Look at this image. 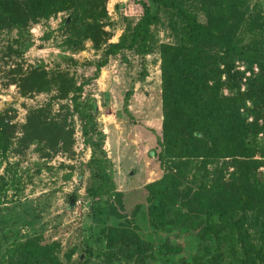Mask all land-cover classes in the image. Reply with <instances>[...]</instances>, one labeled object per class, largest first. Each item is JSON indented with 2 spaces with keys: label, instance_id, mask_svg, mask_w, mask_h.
Instances as JSON below:
<instances>
[{
  "label": "rangeland",
  "instance_id": "rangeland-1",
  "mask_svg": "<svg viewBox=\"0 0 264 264\" xmlns=\"http://www.w3.org/2000/svg\"><path fill=\"white\" fill-rule=\"evenodd\" d=\"M141 1L161 21L150 28L154 41L150 53L141 56L121 51L96 70L104 47L115 43L126 25L140 17L137 2ZM256 3L264 17V0H249L250 5ZM104 9L103 44L98 50L88 40H81L80 49L67 43L72 37L66 30L67 12L39 19L21 30L0 25V122L5 125L0 127V264L19 256L20 246L36 236L41 246L55 245L58 264H180L199 256L201 244L210 246V254L214 252L212 243L197 239L192 220L179 217L180 201L192 187L190 176L178 186L174 198L168 199L170 223L157 229L149 224L150 203L144 186L163 174L155 158L161 123L157 47L173 42L166 17L151 0H104ZM197 18L204 22L201 13ZM234 66L243 70L241 63ZM34 70L48 75L67 73L81 87L79 101H94L87 137L69 95L57 99L52 86L43 92L21 88L19 80ZM222 94L227 95L226 90ZM246 107H250L248 102ZM39 110L54 124V131L52 138L37 143L30 141L26 130ZM240 113L252 121L244 109ZM258 138L263 140L261 134ZM90 142L99 144L96 157L105 159L109 178L97 197L87 193L98 185L88 163ZM254 159L260 160L257 155ZM188 162L185 171L191 174L196 162ZM230 172L228 168L222 173L224 181ZM111 226L124 228L149 245L140 261L106 260L104 229ZM161 245L167 249L155 248Z\"/></svg>",
  "mask_w": 264,
  "mask_h": 264
},
{
  "label": "trees",
  "instance_id": "trees-1",
  "mask_svg": "<svg viewBox=\"0 0 264 264\" xmlns=\"http://www.w3.org/2000/svg\"><path fill=\"white\" fill-rule=\"evenodd\" d=\"M151 2L166 17L173 42L157 47L161 123L155 158L163 174L144 186L150 203L149 224L157 229L170 223L168 199L174 198L178 186L190 176L192 187L180 201L179 217L192 220L197 239L212 243L214 252L210 254V246L201 244L199 256L180 264H264V17L260 4L250 5L249 0ZM137 4L140 17L126 25L115 43L104 47L96 70L121 51L141 56L150 53L154 42L150 28L161 21L144 2ZM59 12L68 13L67 33L78 39L68 38L67 43L80 49L81 40H88L95 50L100 48L104 0H0V25L21 30ZM198 13L204 22L198 21ZM235 62L241 63L242 71L235 69ZM19 81L28 92H43L52 86L57 99L69 95L72 111L83 121L82 134L87 137L94 101H79L81 87L67 73L48 75L34 70ZM240 109L253 116L251 122ZM43 116L41 110L36 111L35 119L27 124L30 141L53 137L54 124ZM90 146L88 163L98 185L87 193L97 197L109 178L105 159L96 157L99 144L90 142ZM256 155L260 160L254 159ZM191 160L196 165L190 174L185 166ZM228 168L231 172L224 181L222 173ZM259 168L263 171L258 172ZM104 231L106 260L125 257L140 261L150 248L124 228L111 226ZM155 248L167 249L165 245ZM55 249L54 244L41 246L39 237H31L20 246L19 256L7 264H58Z\"/></svg>",
  "mask_w": 264,
  "mask_h": 264
}]
</instances>
